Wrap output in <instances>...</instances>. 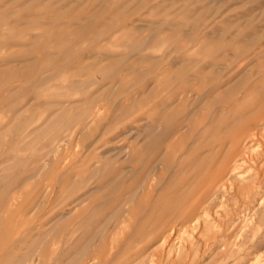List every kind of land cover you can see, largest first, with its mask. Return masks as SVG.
Here are the masks:
<instances>
[{"label": "rangeland", "instance_id": "374dc122", "mask_svg": "<svg viewBox=\"0 0 264 264\" xmlns=\"http://www.w3.org/2000/svg\"><path fill=\"white\" fill-rule=\"evenodd\" d=\"M262 108L264 0H0V264H167L150 235ZM231 239L186 264H234Z\"/></svg>", "mask_w": 264, "mask_h": 264}, {"label": "bare ground", "instance_id": "6f19581e", "mask_svg": "<svg viewBox=\"0 0 264 264\" xmlns=\"http://www.w3.org/2000/svg\"><path fill=\"white\" fill-rule=\"evenodd\" d=\"M163 88L162 85L156 88V98L165 97ZM146 106L141 107V113L147 110ZM165 108L162 107V110L165 111ZM175 111L173 109L174 114ZM154 118L150 117L152 125H158L160 120L154 122ZM247 122L252 126H240L230 147L236 152L230 170L209 191L206 190L207 194L198 197L196 203H200L191 214L181 213L178 219L166 223L150 235L158 242L160 251L168 248L167 264H186L190 258L193 261L201 247H208L214 240L219 243L224 238L230 239L231 236L233 241L230 240V244L221 242L219 245L224 258H234V264H264V251L249 252L250 244L264 236V108L254 113ZM259 162H262L260 166ZM247 165L246 171H242ZM157 169L158 165L149 169L148 161L143 162L137 190L145 192L146 197L155 187ZM228 220H231L229 225ZM225 223L230 234L218 239ZM91 263L98 264L99 258L88 264Z\"/></svg>", "mask_w": 264, "mask_h": 264}]
</instances>
